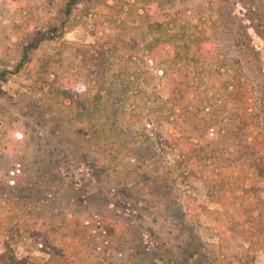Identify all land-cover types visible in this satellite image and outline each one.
<instances>
[{
    "label": "rangeland",
    "instance_id": "obj_1",
    "mask_svg": "<svg viewBox=\"0 0 264 264\" xmlns=\"http://www.w3.org/2000/svg\"><path fill=\"white\" fill-rule=\"evenodd\" d=\"M263 142L264 0H0V264H264Z\"/></svg>",
    "mask_w": 264,
    "mask_h": 264
},
{
    "label": "trees",
    "instance_id": "obj_2",
    "mask_svg": "<svg viewBox=\"0 0 264 264\" xmlns=\"http://www.w3.org/2000/svg\"><path fill=\"white\" fill-rule=\"evenodd\" d=\"M67 13H69L68 11H67ZM26 54V53H25ZM21 65V64H20ZM222 66V64L220 65V64H217V66L216 67H221ZM1 76H3V75H1ZM242 82L240 81V77H239V75H238V73L237 72H234L233 74H231L230 75V78H229V80H228V83H227V86H229V85H231L233 88H232V90L230 91V93H231V98L232 99H234V100H238L239 98L240 99H242V96L244 95L245 96V100L244 101H246V97H247V93H249V91L247 90V89H245L243 86H242ZM71 93L69 94L67 91H65V89H63V90H58L59 91V93L60 94H66V95H68V96H66V97H71L72 96V90L71 89H68ZM241 101V100H240ZM246 107V106H245ZM158 111H160V107H158ZM242 119L243 120H247L246 119V117L244 116V115H242ZM246 124V121L244 122V124L243 125H245ZM210 131H207V135L208 136H211V135H213V133H214V129L211 131V129H209ZM204 132H206V131H204ZM243 134L245 133V132H242ZM245 138L246 137H248V136H246V134H245V136H244ZM264 143V142H263ZM198 161H200V160H197L196 159V163H195V167L199 164V162ZM200 165V164H199ZM11 264H21L20 263V261H18L17 259H16V257H14L13 255H11Z\"/></svg>",
    "mask_w": 264,
    "mask_h": 264
}]
</instances>
